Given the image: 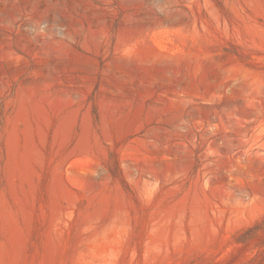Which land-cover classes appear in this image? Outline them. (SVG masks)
<instances>
[{
  "label": "rangeland",
  "instance_id": "374dc122",
  "mask_svg": "<svg viewBox=\"0 0 264 264\" xmlns=\"http://www.w3.org/2000/svg\"><path fill=\"white\" fill-rule=\"evenodd\" d=\"M0 264H264V0H0Z\"/></svg>",
  "mask_w": 264,
  "mask_h": 264
}]
</instances>
